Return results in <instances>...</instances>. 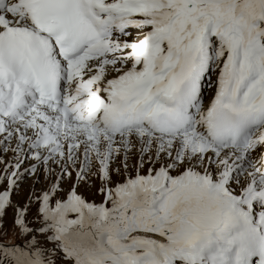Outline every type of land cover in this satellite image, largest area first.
<instances>
[{
  "label": "snow or ice",
  "instance_id": "1",
  "mask_svg": "<svg viewBox=\"0 0 264 264\" xmlns=\"http://www.w3.org/2000/svg\"><path fill=\"white\" fill-rule=\"evenodd\" d=\"M0 164V264H264V0H0Z\"/></svg>",
  "mask_w": 264,
  "mask_h": 264
},
{
  "label": "rangeland",
  "instance_id": "2",
  "mask_svg": "<svg viewBox=\"0 0 264 264\" xmlns=\"http://www.w3.org/2000/svg\"><path fill=\"white\" fill-rule=\"evenodd\" d=\"M10 155H11V153L5 154V156H4L5 162H7V159H8V157ZM2 169H3V165L0 164V170H2ZM30 183H31V180L30 179H26V182L21 184L19 194L18 195L17 194L13 195V200L14 201H16V200L22 201L25 198V196L27 195V191H28V187H29ZM11 219H12V212H11V209H9L8 217H7L9 227L11 226Z\"/></svg>",
  "mask_w": 264,
  "mask_h": 264
}]
</instances>
